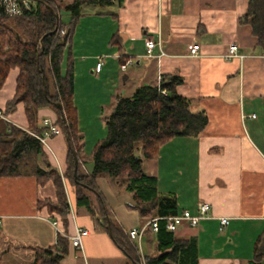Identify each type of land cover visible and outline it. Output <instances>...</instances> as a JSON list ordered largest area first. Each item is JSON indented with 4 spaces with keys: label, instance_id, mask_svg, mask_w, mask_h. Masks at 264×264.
Returning <instances> with one entry per match:
<instances>
[{
    "label": "crops",
    "instance_id": "obj_1",
    "mask_svg": "<svg viewBox=\"0 0 264 264\" xmlns=\"http://www.w3.org/2000/svg\"><path fill=\"white\" fill-rule=\"evenodd\" d=\"M57 1L65 5L73 0ZM248 4L249 0H124L106 10L84 9L71 43L74 98L78 74L90 83L91 97L111 98V109L118 96L156 84L166 74H178L183 82L177 92L190 100L193 111L207 113L208 124L200 135L174 137L156 158L144 160L145 171L158 177L160 192L176 196L179 213H197L203 202L211 205V218L197 226L185 222L175 232L180 238L197 237L199 264H250L264 234V51L244 21ZM60 16L65 23L71 19L64 8ZM148 39L160 41V47L150 53ZM195 43L199 51L191 55ZM231 44L238 45L244 58L226 57ZM129 60L132 63L122 69ZM18 75L19 68H12L0 88V133L9 132L11 125L29 128L23 102L7 109ZM39 118L43 126L44 118L56 121L57 114L43 107ZM79 129L84 143L80 124ZM84 145L78 169L89 174L93 162H88ZM69 149L64 133L51 136L35 161L44 169L60 171L70 205L65 218L45 203L58 201L52 179L42 183L31 169L0 177V264H30L35 248L54 246L60 235L69 240L62 264H134L89 211L78 207L75 186L65 177ZM97 184L110 217L125 231L149 220L140 216L138 223L126 224L121 209L131 207L132 196L130 200V195L120 194L125 187L106 174L97 177ZM225 216L230 223L221 228L220 217ZM55 220L60 221L59 234ZM79 227L89 231L82 249L69 238ZM147 232L139 247L142 264L150 254L144 253L143 244L150 247L153 242Z\"/></svg>",
    "mask_w": 264,
    "mask_h": 264
},
{
    "label": "trees",
    "instance_id": "obj_2",
    "mask_svg": "<svg viewBox=\"0 0 264 264\" xmlns=\"http://www.w3.org/2000/svg\"><path fill=\"white\" fill-rule=\"evenodd\" d=\"M56 1L30 0V8H25L18 16L5 15L0 8V88L10 70L18 67L16 94L7 109L13 110L17 103L23 102L29 120L28 130L11 125L9 132L0 133V177L20 174L24 167L33 170L42 183L52 179L58 201L45 203L65 218L70 205L60 171L51 166L44 169L35 163L44 154L42 142L33 134L45 129L40 125L39 110L43 107L55 110V122L69 137L68 142L77 152L80 164L84 143L74 102L71 52L74 30L85 6L105 8L122 4L124 0H73L65 5ZM62 8L70 13L68 23L60 16ZM10 19L24 23L31 29V37H21L13 24L8 23ZM244 21L252 26L264 51V0H249ZM182 82L180 75L166 74L156 84H143L131 95L118 96L105 118L106 136L97 141L90 153L93 167L89 174L78 169L77 179L74 177L75 158L71 148L68 151L65 177L75 186L78 207H85L107 232L110 221L113 240L134 264L143 263L139 246L110 217L106 199L97 184V177L102 174L118 181L131 193L130 206L138 210L142 218L159 217L158 230L153 231L151 227L147 230L156 242L155 253L146 254L144 264H199L197 237L180 238L167 227L166 217L179 213L176 196L161 193L158 177L144 169V160L156 158L161 146L169 140L198 136L208 124L207 113L193 111L190 100L177 92ZM57 103L62 104V109ZM68 251L69 240L60 235L54 246L35 248V259L30 264H62ZM263 260L264 234L256 242L250 264H264Z\"/></svg>",
    "mask_w": 264,
    "mask_h": 264
},
{
    "label": "built area",
    "instance_id": "obj_3",
    "mask_svg": "<svg viewBox=\"0 0 264 264\" xmlns=\"http://www.w3.org/2000/svg\"><path fill=\"white\" fill-rule=\"evenodd\" d=\"M0 8L2 9V12L5 15L18 16L24 13L25 8H30V0H0ZM146 45L151 53L152 50L156 46L160 47L161 42L156 41L154 39H148L146 41ZM238 49L239 48L237 44H231L229 47V51L226 54V57L227 58H235V57L244 58L245 55L240 54L238 52ZM198 51H199V44L195 43L191 47V55H197ZM130 63H132L131 60L122 64L121 66L122 69H125L127 65ZM100 69H101V63L98 64L97 71H100ZM1 115L2 114L0 112V116ZM252 116L255 117L256 115L253 114ZM42 123H43V126L45 127L43 132L33 133V134L42 142L43 146H48V139L51 136L62 135L63 131H62V128L58 124H56L55 120H52L50 118H44L42 120ZM210 210H211V205L207 202H203L200 204L197 213H193L191 210L185 209L178 214L167 216L166 217V219L168 220L167 227L169 230L176 232L178 228L180 227V225H182L185 222L190 224L191 226H197L199 225L202 219L212 217L210 215ZM158 220H159V217L151 218L143 225L131 228L128 231L129 236L140 247L143 236L145 235V233L150 227L152 228L153 231L158 230ZM0 223H1V220H0ZM229 223H230L229 217H226V216L220 217L221 228L225 227ZM53 224L56 227V230L58 231V234H59V232H61L60 221L55 220L53 221ZM88 232L89 231L85 228H80V227L77 228L75 234L69 237L72 242V245L79 249H82L83 248V237L87 235Z\"/></svg>",
    "mask_w": 264,
    "mask_h": 264
},
{
    "label": "rangeland",
    "instance_id": "obj_4",
    "mask_svg": "<svg viewBox=\"0 0 264 264\" xmlns=\"http://www.w3.org/2000/svg\"><path fill=\"white\" fill-rule=\"evenodd\" d=\"M57 2V1H56ZM108 7L101 8L97 5H87L85 6V9L87 11L91 10H103L107 9ZM9 24H13L14 28L20 34L21 37L29 39L31 37L30 33L31 29H28V27L24 23H15L13 19H10L8 21ZM90 83H88V80L86 79V76L83 74H78L77 80H76V86H77V97L74 98L75 105L78 110V119L79 124L82 128V132L84 134V146L86 150L84 151L87 154L88 162L91 163L90 157V151L93 150L95 144L97 141L103 137L106 136L107 128L105 126V118L111 111V98H104L105 96H101L100 98L97 97H91L88 94ZM109 101V102H106ZM93 147V148H92ZM22 170H25L23 167ZM122 195H130L131 200V194L124 190H120V194ZM121 211L124 212L123 218L126 220V224L133 225L138 223V220H140V215L138 212L132 208L127 207L124 205V208L121 209ZM178 234V233H177ZM155 239L151 243L150 247L143 244L142 250L144 253H152L155 249ZM9 264V263H7Z\"/></svg>",
    "mask_w": 264,
    "mask_h": 264
},
{
    "label": "water",
    "instance_id": "obj_5",
    "mask_svg": "<svg viewBox=\"0 0 264 264\" xmlns=\"http://www.w3.org/2000/svg\"><path fill=\"white\" fill-rule=\"evenodd\" d=\"M52 11H54V9L52 7H50ZM56 16L58 17L59 15L56 13ZM57 107H59L60 109H62V104L61 103H57L56 104ZM67 139H69V137L67 136ZM70 148L74 154V158H75V168H74V177L77 179V171H78V163H79V159H78V155L77 152L74 150V148L71 147ZM108 231L109 234L112 235V226L110 221L108 222Z\"/></svg>",
    "mask_w": 264,
    "mask_h": 264
}]
</instances>
